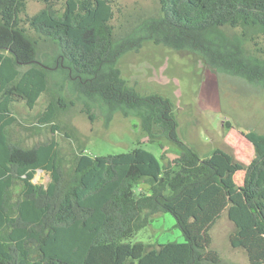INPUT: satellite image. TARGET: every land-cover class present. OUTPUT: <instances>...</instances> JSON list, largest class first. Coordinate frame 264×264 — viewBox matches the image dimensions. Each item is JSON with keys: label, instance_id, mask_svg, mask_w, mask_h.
I'll return each instance as SVG.
<instances>
[{"label": "trees", "instance_id": "16d2710c", "mask_svg": "<svg viewBox=\"0 0 264 264\" xmlns=\"http://www.w3.org/2000/svg\"><path fill=\"white\" fill-rule=\"evenodd\" d=\"M39 1L45 7L28 15V0H0V264H226L211 234L225 212L235 225L232 247L264 264V133H244L255 151L247 165L222 148L203 158L181 138L173 100L141 93L118 65L152 42L264 87V49L247 46L264 39V0H160L155 14L119 26L112 0ZM52 91L40 124L67 134L55 121L67 104L82 102L91 119L96 108L108 120L139 118L150 141L166 139L178 155L160 158L139 146L81 152L64 165L54 139L14 141L13 104L34 109ZM40 169L47 184L34 180ZM161 213L174 215L184 241H129Z\"/></svg>", "mask_w": 264, "mask_h": 264}, {"label": "rangeland", "instance_id": "374dc122", "mask_svg": "<svg viewBox=\"0 0 264 264\" xmlns=\"http://www.w3.org/2000/svg\"><path fill=\"white\" fill-rule=\"evenodd\" d=\"M112 1L116 26L127 16L151 15L160 9V0ZM44 7V2L28 0L27 13L33 15ZM56 7L63 10L64 5L59 3ZM247 46L262 55L258 51L264 49V39H258L257 45L248 41ZM118 65L123 77L141 93H157L173 100L180 124L179 134L201 157L207 158L216 148H222L246 165L252 161L254 147L244 133L249 130L264 133V87L215 72L193 53L175 51L152 42H146L138 52L125 54ZM53 93L42 95L34 109L24 102L13 104L18 120L10 129L14 141L32 147L54 139L58 142L64 165L81 152L90 155L121 153L139 146L160 158L170 160L178 155L177 148L166 139L150 141L141 129L139 118L115 113L108 120L103 111L96 108L91 119L82 112V102H77L76 106L67 104L68 109L61 110L55 121V125L62 126L67 134L64 130L54 131L51 124L38 121ZM244 175V170L235 175L237 183L242 184ZM34 180L47 184L50 175L38 171ZM146 189V184L139 186V190ZM234 230L235 225L227 213H223L211 230L212 246L226 264H251L242 248L232 247L229 236ZM129 241L156 247L168 241H184V235L176 225L174 215L161 213Z\"/></svg>", "mask_w": 264, "mask_h": 264}, {"label": "water", "instance_id": "95a60500", "mask_svg": "<svg viewBox=\"0 0 264 264\" xmlns=\"http://www.w3.org/2000/svg\"><path fill=\"white\" fill-rule=\"evenodd\" d=\"M39 171H42L41 169Z\"/></svg>", "mask_w": 264, "mask_h": 264}, {"label": "crops", "instance_id": "0c3cea01", "mask_svg": "<svg viewBox=\"0 0 264 264\" xmlns=\"http://www.w3.org/2000/svg\"><path fill=\"white\" fill-rule=\"evenodd\" d=\"M244 179V178H243ZM239 184V183H238Z\"/></svg>", "mask_w": 264, "mask_h": 264}]
</instances>
